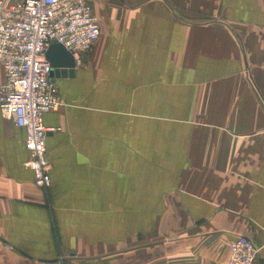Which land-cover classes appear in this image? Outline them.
I'll use <instances>...</instances> for the list:
<instances>
[{
  "label": "crops",
  "instance_id": "1",
  "mask_svg": "<svg viewBox=\"0 0 264 264\" xmlns=\"http://www.w3.org/2000/svg\"><path fill=\"white\" fill-rule=\"evenodd\" d=\"M87 1L49 188L0 111V264H213L237 235L264 264V0Z\"/></svg>",
  "mask_w": 264,
  "mask_h": 264
},
{
  "label": "built area",
  "instance_id": "2",
  "mask_svg": "<svg viewBox=\"0 0 264 264\" xmlns=\"http://www.w3.org/2000/svg\"><path fill=\"white\" fill-rule=\"evenodd\" d=\"M99 35L98 19L87 0H21L13 5L0 0V111L24 131V167L37 188L51 184L46 157L50 130L43 116L62 104L45 52L51 44H60L79 64ZM259 251L251 238L237 235L226 259L213 264H255Z\"/></svg>",
  "mask_w": 264,
  "mask_h": 264
},
{
  "label": "water",
  "instance_id": "3",
  "mask_svg": "<svg viewBox=\"0 0 264 264\" xmlns=\"http://www.w3.org/2000/svg\"><path fill=\"white\" fill-rule=\"evenodd\" d=\"M45 58L51 66V77L72 78L75 74L76 63L73 56L60 44H51Z\"/></svg>",
  "mask_w": 264,
  "mask_h": 264
},
{
  "label": "rangeland",
  "instance_id": "4",
  "mask_svg": "<svg viewBox=\"0 0 264 264\" xmlns=\"http://www.w3.org/2000/svg\"><path fill=\"white\" fill-rule=\"evenodd\" d=\"M90 51V50H89ZM87 53V52H86ZM85 54V53H84Z\"/></svg>",
  "mask_w": 264,
  "mask_h": 264
},
{
  "label": "bare ground",
  "instance_id": "5",
  "mask_svg": "<svg viewBox=\"0 0 264 264\" xmlns=\"http://www.w3.org/2000/svg\"><path fill=\"white\" fill-rule=\"evenodd\" d=\"M75 61V60H74Z\"/></svg>",
  "mask_w": 264,
  "mask_h": 264
}]
</instances>
